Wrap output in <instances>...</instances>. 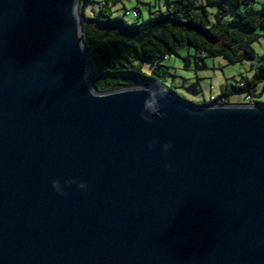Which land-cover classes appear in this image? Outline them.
<instances>
[{
  "label": "water",
  "instance_id": "95a60500",
  "mask_svg": "<svg viewBox=\"0 0 264 264\" xmlns=\"http://www.w3.org/2000/svg\"><path fill=\"white\" fill-rule=\"evenodd\" d=\"M78 3L0 0V264H264V104L95 90Z\"/></svg>",
  "mask_w": 264,
  "mask_h": 264
},
{
  "label": "trees",
  "instance_id": "16d2710c",
  "mask_svg": "<svg viewBox=\"0 0 264 264\" xmlns=\"http://www.w3.org/2000/svg\"><path fill=\"white\" fill-rule=\"evenodd\" d=\"M89 1L79 0L78 11L89 55L90 81L100 92L138 85L171 89L166 84L167 70L160 60L180 48H193L201 59L203 55H220L230 63L253 59L256 52L251 42L256 38L255 30L264 27V3L258 9H241L252 0H205L202 11L195 9V0H168L165 9L133 22L115 16L108 0H103V7L88 15ZM225 3L235 10L229 20ZM208 4L218 5L213 21L207 14ZM261 59L252 76L235 86L230 95L240 92L255 95L260 83L261 91L264 90V54ZM185 60L188 63L189 57L185 56ZM145 61L154 64L149 74L143 71L141 62ZM230 95L202 103H232Z\"/></svg>",
  "mask_w": 264,
  "mask_h": 264
},
{
  "label": "rangeland",
  "instance_id": "374dc122",
  "mask_svg": "<svg viewBox=\"0 0 264 264\" xmlns=\"http://www.w3.org/2000/svg\"><path fill=\"white\" fill-rule=\"evenodd\" d=\"M103 0H91L87 4V14H94L99 8L103 7ZM115 16L124 17L126 20L143 21L150 15L158 12L159 8L165 9L167 0H108ZM173 1V0H171ZM205 0H195L197 11H202V4ZM264 3V0H252L247 5H242L241 9L252 7L258 9ZM229 12L226 20H229L234 9L228 3H225ZM218 8L217 4H208L206 6L207 14L210 21L214 20V13ZM136 12L137 17L133 16ZM239 28L238 25L234 26ZM256 38L252 40L251 45L255 50L253 59L242 60L237 63L228 62L223 56H207L200 58L193 48H180L176 53L162 58L160 63L167 70L166 84L173 91L177 92L181 97L196 103L209 101L214 98H224L230 95V91L242 84V82L252 76L256 65L262 59L264 54V27H258L255 30ZM185 56L189 57V62L185 60ZM144 73L149 74L154 67L152 62H141ZM204 64V65H203ZM262 83L258 84L255 95L250 98L248 93L240 92L232 96L231 102L236 104H257L264 103V95H262Z\"/></svg>",
  "mask_w": 264,
  "mask_h": 264
},
{
  "label": "clouds",
  "instance_id": "9594fccd",
  "mask_svg": "<svg viewBox=\"0 0 264 264\" xmlns=\"http://www.w3.org/2000/svg\"><path fill=\"white\" fill-rule=\"evenodd\" d=\"M144 108L148 110V112H155L156 111V100H155V97H152L150 100H147L144 104ZM142 117L145 118V119H150V116H147L145 115L143 112L141 113ZM151 146V145H149ZM164 149L167 150L170 145L169 144H165L164 146ZM170 166V165H169ZM68 183H72V180L69 179V180H65V184H68ZM52 185L54 187V189L58 192V193H62V188H61V184L58 180H53L52 181ZM78 187L80 188H84L86 187L85 183L83 181H80L79 184H78Z\"/></svg>",
  "mask_w": 264,
  "mask_h": 264
},
{
  "label": "built area",
  "instance_id": "2783aa9c",
  "mask_svg": "<svg viewBox=\"0 0 264 264\" xmlns=\"http://www.w3.org/2000/svg\"><path fill=\"white\" fill-rule=\"evenodd\" d=\"M137 15H138V14H137L136 12L133 13V16L137 17ZM262 95H264V90L262 91ZM248 96H249V95H248ZM250 97H251V96H249V98H250Z\"/></svg>",
  "mask_w": 264,
  "mask_h": 264
},
{
  "label": "crops",
  "instance_id": "0c3cea01",
  "mask_svg": "<svg viewBox=\"0 0 264 264\" xmlns=\"http://www.w3.org/2000/svg\"><path fill=\"white\" fill-rule=\"evenodd\" d=\"M167 4H168V0H167ZM167 4H166V6H167ZM160 9H162V8H159L158 10H160Z\"/></svg>",
  "mask_w": 264,
  "mask_h": 264
}]
</instances>
